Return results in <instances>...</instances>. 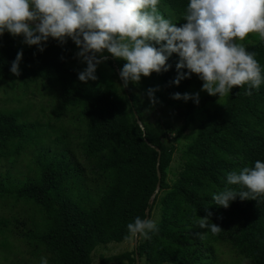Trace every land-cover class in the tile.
<instances>
[{"label":"trees","instance_id":"trees-1","mask_svg":"<svg viewBox=\"0 0 264 264\" xmlns=\"http://www.w3.org/2000/svg\"><path fill=\"white\" fill-rule=\"evenodd\" d=\"M188 3L159 0L158 8L179 27L186 23ZM20 40L22 36L8 32L0 37V82L6 90L23 87L27 92L34 87L53 96L51 102L60 107L58 117L72 113L86 163L74 157L68 142L62 147L61 138L50 140V121L24 120L25 106L0 109V161L15 165L27 149L36 151L24 180L15 179L11 170L0 173V207L13 198L30 208L18 231L10 227L11 219L0 215V233H7L0 242L3 247H12L8 238L12 234L24 238L38 264L42 257L48 264H94L98 246L128 240L127 224L149 215L158 226L151 239L139 238L131 251L103 257L102 264H137V255L140 264L143 259L147 264H219L216 253L223 245L251 264H264V195L256 200L237 197L227 208L212 199L225 187L241 190L227 184L229 172L264 161V83L252 89L251 96L245 94L247 86H234L219 98L201 91L203 81L195 73L176 85L179 56L173 53L168 71L153 72L142 76L139 84L124 87L120 70L126 61L105 51V62L114 74L94 89L91 81L80 82L70 66L78 61V48L71 39L61 45L49 38L43 52ZM252 40L244 46L255 53L264 77V39L253 33ZM21 49L17 77L10 67ZM157 86L158 103L184 110L185 120L175 137L179 140L190 132L173 180L169 168L177 144L164 141L159 119L151 122L144 117L143 99L136 92L147 95V89ZM176 92H199V104L173 99ZM159 172L160 190L152 198ZM208 212L209 223L222 227L217 235L196 223Z\"/></svg>","mask_w":264,"mask_h":264},{"label":"clouds","instance_id":"clouds-1","mask_svg":"<svg viewBox=\"0 0 264 264\" xmlns=\"http://www.w3.org/2000/svg\"><path fill=\"white\" fill-rule=\"evenodd\" d=\"M159 0H0V37L8 32L22 36L23 43L37 46L40 52L49 38L61 45L71 39L79 51L75 56L86 64L78 72L80 82L96 81L97 66L108 57L123 59L120 70L124 87L129 82L139 84L142 76L169 70L168 58L176 53L177 76L173 83L190 78L193 73L203 81L201 91L222 97L234 86H247L246 95L264 83L262 70L255 53L238 43L249 33L264 39V0H189L184 23L177 26L164 17L158 8ZM158 45V47H157ZM23 50L11 62L10 72L19 77ZM63 59V57H61ZM187 69V71H183ZM156 88L147 89L150 104L155 105ZM176 100H193L199 104L197 93H173ZM225 187L213 193L216 205L229 207L231 201L254 199L264 195V161L256 160L253 167L227 174ZM212 215L196 223L217 235L222 227L209 223ZM130 237L151 239L158 231L152 219L137 216L127 224ZM41 264L48 260L41 258Z\"/></svg>","mask_w":264,"mask_h":264},{"label":"rangeland","instance_id":"rangeland-1","mask_svg":"<svg viewBox=\"0 0 264 264\" xmlns=\"http://www.w3.org/2000/svg\"><path fill=\"white\" fill-rule=\"evenodd\" d=\"M252 34L253 33H249L243 41L237 40V42L243 46L248 42H252ZM22 41L23 40H20L19 42L24 44ZM70 66L78 73L86 67V64L78 59V61L70 63ZM113 74L114 69L106 62L99 64L96 70L98 79L96 81H91L92 87L94 89L101 88ZM136 92H138L143 99L144 117L151 122L159 119L165 130L164 141L168 144H177L178 150L169 168V180H173L182 164L180 153L190 139L189 131L179 140L175 137L177 129L185 120L183 117L184 110L181 108L171 109L161 103H156L153 106L150 104L149 98L144 92H141L139 89H136ZM51 100H53V96L51 97L48 94L42 95L40 91H36L34 87H30L27 92L23 87H17L15 89L9 88L6 90L3 82H0V109H16L25 106L26 108L24 109H27V112L22 117L24 120H40L42 123L50 121V124L53 126V130H49L50 132L52 131L49 137L50 140L54 142L61 138L60 146L62 147H64L65 142H68L70 150L74 153V157L76 159L78 158L77 160L81 161L82 164H85L86 160L82 155L79 145L82 139L80 137L81 133L75 124L77 121L73 122L74 116L72 113L69 115L63 113V115L58 117L60 107L54 105ZM53 101H55V99ZM51 146L53 149H57L53 145ZM35 152L34 148L27 149L20 156L19 161L15 165L6 159L1 160L0 173H6L8 170H11V174L15 179L24 180L27 175H29V173H27V166L33 159V154ZM18 169L22 171V174H20L21 171L18 173ZM88 169L89 167L87 166L86 170ZM28 208L29 207L23 202H16L12 198L0 207V215L11 219L13 222L10 224V227L18 231L22 230L24 227L23 222L26 221V215H28L30 210V208ZM16 219H18L17 223L14 222ZM6 234L5 232L0 233V242ZM8 238L12 247L5 248L0 244V264H38L29 254V247L23 237L11 234ZM133 248V237L120 243L111 242L106 245H100L93 251V263L102 264L101 258L131 251ZM216 257L219 264H251L250 261L239 256L225 245L219 247ZM142 263L147 264L145 259L142 260Z\"/></svg>","mask_w":264,"mask_h":264},{"label":"water","instance_id":"water-1","mask_svg":"<svg viewBox=\"0 0 264 264\" xmlns=\"http://www.w3.org/2000/svg\"><path fill=\"white\" fill-rule=\"evenodd\" d=\"M159 155H160V154H159ZM159 158H160V156H159ZM160 180H161V174H160V172H159V182H158V185H157V188H156L155 193L152 195V198H154V197L156 196V194H157V193L159 192V190H160ZM148 218H149V215H147L145 219H148ZM134 244H135V246H137V244H138V239L135 238V240H134ZM137 264H140V261H139V259H138V255H137Z\"/></svg>","mask_w":264,"mask_h":264}]
</instances>
